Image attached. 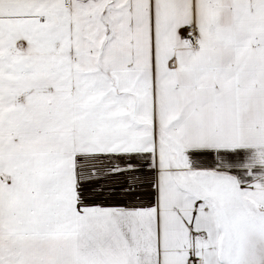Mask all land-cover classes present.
<instances>
[{"label":"snow or ice","instance_id":"snow-or-ice-1","mask_svg":"<svg viewBox=\"0 0 264 264\" xmlns=\"http://www.w3.org/2000/svg\"><path fill=\"white\" fill-rule=\"evenodd\" d=\"M0 264H264V0H0Z\"/></svg>","mask_w":264,"mask_h":264}]
</instances>
